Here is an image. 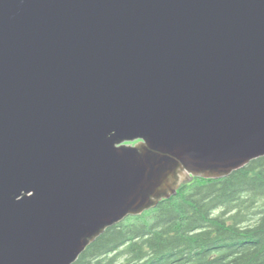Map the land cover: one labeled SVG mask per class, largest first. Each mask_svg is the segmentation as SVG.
<instances>
[{
    "label": "water",
    "instance_id": "1",
    "mask_svg": "<svg viewBox=\"0 0 264 264\" xmlns=\"http://www.w3.org/2000/svg\"><path fill=\"white\" fill-rule=\"evenodd\" d=\"M264 157V0H0V264Z\"/></svg>",
    "mask_w": 264,
    "mask_h": 264
},
{
    "label": "trees",
    "instance_id": "2",
    "mask_svg": "<svg viewBox=\"0 0 264 264\" xmlns=\"http://www.w3.org/2000/svg\"><path fill=\"white\" fill-rule=\"evenodd\" d=\"M75 264H264V157L105 231Z\"/></svg>",
    "mask_w": 264,
    "mask_h": 264
}]
</instances>
